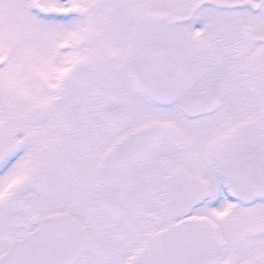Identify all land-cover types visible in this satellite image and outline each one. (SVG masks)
I'll list each match as a JSON object with an SVG mask.
<instances>
[{
	"label": "snow or ice",
	"instance_id": "obj_1",
	"mask_svg": "<svg viewBox=\"0 0 264 264\" xmlns=\"http://www.w3.org/2000/svg\"><path fill=\"white\" fill-rule=\"evenodd\" d=\"M0 264H264V0H0Z\"/></svg>",
	"mask_w": 264,
	"mask_h": 264
}]
</instances>
